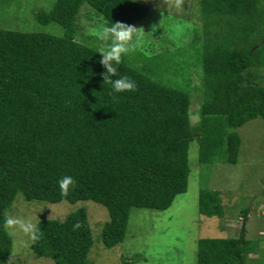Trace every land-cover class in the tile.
<instances>
[{
  "label": "trees",
  "instance_id": "trees-1",
  "mask_svg": "<svg viewBox=\"0 0 264 264\" xmlns=\"http://www.w3.org/2000/svg\"><path fill=\"white\" fill-rule=\"evenodd\" d=\"M199 2L206 38L198 124L191 122L188 91L129 64L114 66L118 76L135 81L136 90L114 93L103 84L101 54L77 39L76 20L85 3L110 25L145 18L144 3L57 0L36 17L42 24H60L63 35L0 28V264L12 255L4 220L19 192L28 200L106 206L110 219L101 237L111 248L124 241L133 208L167 210L187 192L194 140L203 163L237 161L241 137L233 129L258 117L264 121V84L254 69L262 64L264 0ZM64 176L76 182L66 197L58 185ZM199 197L201 214L225 215L219 191L202 189ZM77 222L81 227L74 231ZM38 226L43 237L31 244L36 256L55 264H89L94 239L86 207ZM245 244L244 235L202 238L197 264H247Z\"/></svg>",
  "mask_w": 264,
  "mask_h": 264
},
{
  "label": "rangeland",
  "instance_id": "rangeland-1",
  "mask_svg": "<svg viewBox=\"0 0 264 264\" xmlns=\"http://www.w3.org/2000/svg\"><path fill=\"white\" fill-rule=\"evenodd\" d=\"M56 1L0 0V28L63 35L60 24H42L36 17L38 11H50ZM136 1L146 4L149 10L145 18L132 25L143 26L149 33H145L135 52L123 57V63L165 85L188 91L192 99L191 122L198 124L204 100L202 49L206 38L199 0H184L179 8L165 0ZM76 21L77 39L98 49L101 42L91 35V30L106 19L85 3ZM154 25L158 26L155 31ZM213 29L214 26L206 30ZM258 58L262 64L254 67L256 81L264 84V47ZM233 131L241 137L235 163L201 162L199 143L194 140L189 152L191 174L187 192L177 195L167 210L133 208L125 239L114 247H106L101 237L102 228L110 219L108 209L92 200H28L19 192L7 215L30 217L38 224L43 219H64L72 211L86 207L94 239L89 264H122L123 260L135 264H197L200 239L243 235L249 240L245 244L247 264H264V121L258 117ZM206 188L219 191L224 216L200 213L199 196ZM11 237L12 264H55L52 258L36 256L32 242L23 233Z\"/></svg>",
  "mask_w": 264,
  "mask_h": 264
},
{
  "label": "clouds",
  "instance_id": "clouds-1",
  "mask_svg": "<svg viewBox=\"0 0 264 264\" xmlns=\"http://www.w3.org/2000/svg\"><path fill=\"white\" fill-rule=\"evenodd\" d=\"M167 4L174 3L175 7L182 6L184 0H165ZM157 25L153 26L155 31ZM145 33L143 26L137 27L136 25L127 24L122 21L113 22L108 25L107 22L100 24L99 27L91 30V35L95 36L100 45L97 53L101 54L100 64L106 69L101 73L103 76V84L110 85L114 93H121L125 91L134 92L136 90V83L128 76H118V69L115 65H120L124 62L123 57L130 52H135L138 45L142 42ZM73 43H79L78 40H73ZM113 76L117 77L113 79ZM75 180L71 176H64L58 181L60 194L67 196L69 188L75 185ZM81 227L79 222L73 225V230ZM4 228L8 231L10 236L16 233H23L28 240L32 243L40 241L43 237V232L38 224L29 218L23 216L5 215ZM12 256L9 258L8 264H12Z\"/></svg>",
  "mask_w": 264,
  "mask_h": 264
},
{
  "label": "water",
  "instance_id": "water-1",
  "mask_svg": "<svg viewBox=\"0 0 264 264\" xmlns=\"http://www.w3.org/2000/svg\"><path fill=\"white\" fill-rule=\"evenodd\" d=\"M253 50H254V49H253ZM253 50H252V51H253Z\"/></svg>",
  "mask_w": 264,
  "mask_h": 264
}]
</instances>
